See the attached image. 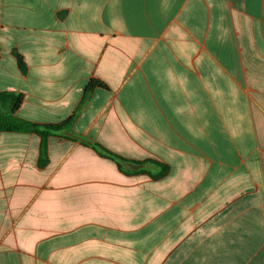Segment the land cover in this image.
Here are the masks:
<instances>
[{
	"label": "crops",
	"instance_id": "obj_1",
	"mask_svg": "<svg viewBox=\"0 0 264 264\" xmlns=\"http://www.w3.org/2000/svg\"><path fill=\"white\" fill-rule=\"evenodd\" d=\"M1 93L73 118L0 131V264H264V0H0Z\"/></svg>",
	"mask_w": 264,
	"mask_h": 264
},
{
	"label": "trees",
	"instance_id": "obj_2",
	"mask_svg": "<svg viewBox=\"0 0 264 264\" xmlns=\"http://www.w3.org/2000/svg\"><path fill=\"white\" fill-rule=\"evenodd\" d=\"M16 55L17 63L20 68L21 72H24L25 65L22 60V57L18 54ZM104 89L105 86L97 81V80H89L87 85L85 86L84 91V98L87 96L90 92H92L94 89ZM21 101L20 96H16L9 93H1L0 94V131H19V132H33L36 133L40 139V159H39V165H43L45 162V139L48 135L52 133H58L60 132L73 118V116L69 117L66 121L58 123V124H48V125H42V124H36L33 122L25 121L22 119H19L13 115L14 111L17 109ZM95 149H97L100 153L114 158L116 160H123L121 157L117 156L116 154L106 150L99 144L93 143L91 144ZM136 164H141V162H133ZM162 170L159 175H162L167 168L165 166H161Z\"/></svg>",
	"mask_w": 264,
	"mask_h": 264
}]
</instances>
